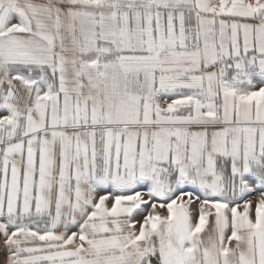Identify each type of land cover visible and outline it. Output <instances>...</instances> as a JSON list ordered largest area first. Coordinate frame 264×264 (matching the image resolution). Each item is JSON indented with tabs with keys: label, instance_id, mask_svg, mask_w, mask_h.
I'll use <instances>...</instances> for the list:
<instances>
[{
	"label": "snow or ice",
	"instance_id": "6c2138e0",
	"mask_svg": "<svg viewBox=\"0 0 264 264\" xmlns=\"http://www.w3.org/2000/svg\"><path fill=\"white\" fill-rule=\"evenodd\" d=\"M3 264H264V0H0Z\"/></svg>",
	"mask_w": 264,
	"mask_h": 264
},
{
	"label": "crops",
	"instance_id": "0c3cea01",
	"mask_svg": "<svg viewBox=\"0 0 264 264\" xmlns=\"http://www.w3.org/2000/svg\"><path fill=\"white\" fill-rule=\"evenodd\" d=\"M4 256L0 255V264H3Z\"/></svg>",
	"mask_w": 264,
	"mask_h": 264
}]
</instances>
